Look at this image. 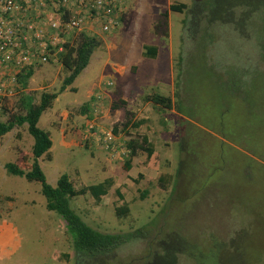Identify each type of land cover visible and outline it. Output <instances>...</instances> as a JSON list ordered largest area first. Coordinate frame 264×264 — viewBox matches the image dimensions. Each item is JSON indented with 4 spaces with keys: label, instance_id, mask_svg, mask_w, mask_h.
Here are the masks:
<instances>
[{
    "label": "rangeland",
    "instance_id": "obj_1",
    "mask_svg": "<svg viewBox=\"0 0 264 264\" xmlns=\"http://www.w3.org/2000/svg\"><path fill=\"white\" fill-rule=\"evenodd\" d=\"M121 1L123 23L111 34L86 33L100 47L41 116L53 142L39 160L48 183L56 187L64 174L77 190L111 183L101 201L88 193L71 205L102 233H144L118 248L112 264H264V14L239 10L236 19H248L240 34L216 23L190 35L188 10L171 6L194 0ZM79 36L69 35L75 43ZM147 45L157 48L155 58L144 55ZM34 70L27 88L13 87L4 100L1 122L26 113L22 96L39 104L68 76L56 61ZM154 94L171 97L172 107L147 100ZM91 99L96 110L83 112ZM116 126V152L102 150L99 133ZM143 136L153 152L138 151L127 171L124 142ZM91 137L96 143H85ZM33 145L27 125L0 138V264H76L41 183L5 169L16 163L28 171ZM124 205L128 215L118 216Z\"/></svg>",
    "mask_w": 264,
    "mask_h": 264
},
{
    "label": "trees",
    "instance_id": "obj_2",
    "mask_svg": "<svg viewBox=\"0 0 264 264\" xmlns=\"http://www.w3.org/2000/svg\"><path fill=\"white\" fill-rule=\"evenodd\" d=\"M7 1L8 0H0V14L3 17L14 16L9 11V13L2 12V7ZM16 1L19 2V0H14V2ZM194 1L196 2V5L190 8H188L186 4L171 6L173 12L182 13L184 10H188V20L186 21V25L190 35L194 34L203 24L208 28V26H213L216 23L235 26L239 28L235 30L239 33L241 30V23L248 20L243 14L240 19H236L239 10L244 13H248L249 11V13L253 14L260 11L264 14V0H227L228 4H224V0H202L204 3H201V0ZM60 13L64 19L66 17L65 13L69 14V11H61ZM249 13L246 15L247 17H249ZM20 16L23 18L24 22L26 21L28 24L33 23L38 28L42 27L39 17L34 15L31 16L28 12L23 11L20 13ZM123 21L124 17L122 18V23ZM208 32L209 30L206 31L204 37L208 36ZM72 33H63L59 35V37L65 39L66 42L63 45V51H59L60 47H62L61 44H58L57 47L51 45L52 34L46 28L44 35L40 38L32 36L31 39L27 41H18L21 47L16 49V55L14 54L9 61H2L0 58V76L5 71L10 72L15 78V84L13 87L21 85L24 89L27 88L29 79L34 75L35 66H41L56 61L68 71V76L64 79L58 93L43 94L39 104H35L31 93H28L19 99L20 106L26 111V113L13 115L7 122L0 121V138L8 135L16 127H22L24 125H27L29 134L34 138L32 149L33 162L31 168L26 171L20 168L16 163H7L5 169L10 175L24 177L28 181H37L41 183L42 194L47 202L46 209L50 212L56 213L65 223V227L72 242L76 264H112L115 260V254L118 248L133 238L136 239L143 236L144 233L142 231H137L131 237L102 233L90 226L71 205L75 198L88 193L97 201H101L102 197L108 195L109 185L111 183L105 181L103 183L77 190L70 177L64 174L59 178L57 186L52 187L48 183L47 177L42 171L39 161L53 146L50 133L39 127L40 118L43 112L51 108L59 94L66 92L74 85L77 78L90 64L94 52L100 47V41L96 37L87 35L86 32L80 33V36L75 43L73 41L74 39L69 37ZM204 37H201V39H204ZM42 41L48 42L46 43L44 50L42 49L44 52L41 51L39 47V44ZM25 53L28 55L35 54V56L32 57L30 63L23 61L17 63V56H25ZM144 55L155 58L157 55V48L148 45L145 46ZM42 59H46V61H43ZM3 75V79H8L10 77V75H5V73ZM147 100L154 102L156 105L164 106L167 109L172 107V98L164 95L154 94L148 97ZM88 110H90V112L91 110L93 112L96 110V102L93 99L83 107V112H88ZM4 112H7L5 108L3 113ZM130 123L131 121L124 124L123 130L126 131V134H130V131L127 130ZM141 125V122L132 124L134 129H138ZM90 130H92L93 133L97 131L95 128ZM112 133L115 136L119 134L117 126L113 129ZM87 134L90 133L87 131ZM84 141L89 144L96 143L93 137L86 138ZM117 142V138L113 142H109L110 145L108 148H105L103 144H100L101 149L110 153H113L114 151L116 152V146H118ZM147 144V136H143L141 142L134 139L129 140L126 143L124 142L123 148L129 151V157L126 158L125 162V169L127 171L131 169L132 158L137 155L138 151L144 150L147 151L149 155L152 154L153 151L151 147H145ZM116 212L118 216H127L129 208L127 205H124L123 207H118ZM236 249H238L237 245Z\"/></svg>",
    "mask_w": 264,
    "mask_h": 264
},
{
    "label": "built area",
    "instance_id": "obj_3",
    "mask_svg": "<svg viewBox=\"0 0 264 264\" xmlns=\"http://www.w3.org/2000/svg\"><path fill=\"white\" fill-rule=\"evenodd\" d=\"M8 11L14 16L3 17L0 14V58L2 61H9L14 54L16 55V49L21 47L18 41H27L32 36L40 38L44 35L46 28L52 34L51 45L57 47L61 44L59 51H63V45L66 42L59 35L72 32L97 33V31L102 34H111L120 27L124 17L121 0H19V2L8 0L2 7V12L9 13ZM22 11L39 17L42 27L38 28L33 23L24 22L20 16ZM61 11H69V14L65 13L66 17L63 19ZM46 43L48 42H40L41 51L44 50ZM34 56L35 54L18 55L16 61L30 63ZM42 60L46 61V59ZM4 73L10 77L3 79L4 77L0 76V115L5 108L4 100L15 90L13 88L15 78L10 72ZM99 138V142L108 148L109 142H113L116 136L108 132L104 137L100 135Z\"/></svg>",
    "mask_w": 264,
    "mask_h": 264
},
{
    "label": "crops",
    "instance_id": "obj_4",
    "mask_svg": "<svg viewBox=\"0 0 264 264\" xmlns=\"http://www.w3.org/2000/svg\"><path fill=\"white\" fill-rule=\"evenodd\" d=\"M41 119V118H40Z\"/></svg>",
    "mask_w": 264,
    "mask_h": 264
}]
</instances>
